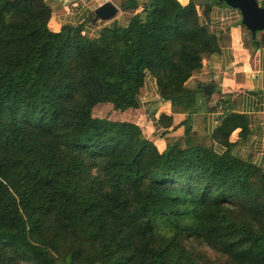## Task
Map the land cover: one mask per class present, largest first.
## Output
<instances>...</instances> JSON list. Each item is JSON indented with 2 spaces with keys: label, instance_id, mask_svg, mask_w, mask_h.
<instances>
[{
  "label": "trees",
  "instance_id": "1",
  "mask_svg": "<svg viewBox=\"0 0 264 264\" xmlns=\"http://www.w3.org/2000/svg\"><path fill=\"white\" fill-rule=\"evenodd\" d=\"M216 4L129 0L128 26L92 39L51 31L45 0H0V264H264V170L230 142L248 119L226 113L211 145L190 124L210 95L187 84L221 53ZM147 75L189 116L163 152L93 115L139 109Z\"/></svg>",
  "mask_w": 264,
  "mask_h": 264
},
{
  "label": "crops",
  "instance_id": "2",
  "mask_svg": "<svg viewBox=\"0 0 264 264\" xmlns=\"http://www.w3.org/2000/svg\"><path fill=\"white\" fill-rule=\"evenodd\" d=\"M129 0H45L52 11L49 28L60 32L65 26H84V34L89 38H98L105 28L125 29L131 10L123 9ZM187 5L190 0H178ZM106 3L116 9V16L109 21H101L95 11ZM201 16V22L204 18ZM238 10L216 4L210 13L209 24L220 40L221 53L204 60L203 69L188 82L190 88L204 85L205 95L201 98L203 108L190 116L192 134L199 140H207L211 145V136L215 133L226 113L244 115L248 119L250 136L240 143V132L236 130L230 142L237 145L235 153L243 159L251 160L264 170V46L256 47L252 34L241 24ZM264 33L257 34L259 41ZM209 91H205V87ZM158 104H154V103ZM113 107V106H112ZM150 107V115L147 112ZM111 108V107H110ZM111 110V109H110ZM152 110V111H151ZM109 113L113 121L131 122L138 125L146 138L163 152L168 139H180L185 134V113H174L169 102L160 99L155 82L147 75L139 97V109ZM108 114V115H109ZM107 115V114H106ZM171 117L172 126H160L161 116ZM103 117V116H102ZM106 118H108L106 116ZM222 151L220 146H216Z\"/></svg>",
  "mask_w": 264,
  "mask_h": 264
},
{
  "label": "water",
  "instance_id": "3",
  "mask_svg": "<svg viewBox=\"0 0 264 264\" xmlns=\"http://www.w3.org/2000/svg\"><path fill=\"white\" fill-rule=\"evenodd\" d=\"M218 3L238 10L242 17L241 24L254 39L258 33L264 32V6H261L257 0H218ZM117 12L111 3H106L95 11V16L101 21H109L116 16ZM205 91H209V87L206 86Z\"/></svg>",
  "mask_w": 264,
  "mask_h": 264
},
{
  "label": "rangeland",
  "instance_id": "4",
  "mask_svg": "<svg viewBox=\"0 0 264 264\" xmlns=\"http://www.w3.org/2000/svg\"><path fill=\"white\" fill-rule=\"evenodd\" d=\"M215 1H218V0H215ZM259 2V4L261 5V3H264V0H257ZM202 13V11L200 12V14ZM154 104H158L157 102L154 103ZM111 107V108H110ZM111 109V110H110ZM112 105L111 104H100V105H97L94 110H93V115L94 117H97V118H106V116L110 119V120H113L112 119V116H110L109 113L112 112ZM114 110V109H113ZM150 107L148 108L147 112L149 113L150 115ZM152 111V110H151ZM115 113H120V111H114V114ZM107 114V115H106ZM109 114V115H108ZM103 116V117H102ZM210 253V252H209Z\"/></svg>",
  "mask_w": 264,
  "mask_h": 264
}]
</instances>
